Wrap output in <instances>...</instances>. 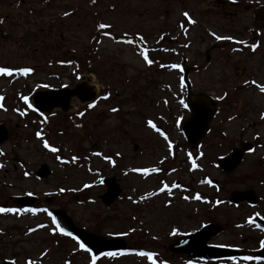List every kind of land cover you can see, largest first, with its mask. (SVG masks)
I'll return each instance as SVG.
<instances>
[{"label":"rangeland","instance_id":"obj_1","mask_svg":"<svg viewBox=\"0 0 264 264\" xmlns=\"http://www.w3.org/2000/svg\"><path fill=\"white\" fill-rule=\"evenodd\" d=\"M57 1L58 3L44 11L43 18L49 20L51 15L58 17L66 5L71 3V0ZM131 3L135 9L137 1L133 0ZM163 4L169 8L159 12V5ZM143 9L150 11L152 15L156 14L158 27L154 28L155 33L144 31L150 38H155L157 34L160 38L163 35L160 32L165 30L161 29L162 24L176 19L172 23L175 31L166 34L168 37H179L178 45L173 48L160 46L162 54L157 58L150 53V48L149 58L156 64L153 68L144 62L134 42L127 44L115 39L121 36L119 33L99 37L97 51L92 57L94 59L88 69L81 70L83 74L77 75L76 66L59 67L52 58L65 55L71 45H74L76 54L81 57L82 47L89 44L93 34L87 30L85 23L77 28L79 23L76 19L72 22L66 19L58 22L69 33L66 47V43H62L60 48L52 44L33 51L27 50L23 44L26 33L22 27L12 31L14 40H0V66L13 71L10 78L0 75V97H3L0 99V122L10 129L9 140L1 146L3 155L0 156V165L3 167H0V208L3 205L15 207L13 203L16 195L31 193L36 196L33 208L37 209L35 213H0V264L5 259H12L18 264H26L29 260L36 264H91L89 253L82 251L74 240H68L56 231L52 225V217L48 215L49 209L53 208L64 209L80 226L96 230L102 236L125 237L132 248H143L144 251L158 248L165 254L159 257L160 264H191L185 257L171 254L168 246L173 239L170 238V231L185 229L186 213L195 203L185 202L181 192L176 200L178 194L172 199L167 195H149L163 181L171 186L178 180L186 182L185 171L182 169L185 147L177 145L176 154L179 156L172 157L168 144L147 122L151 120L165 127L175 143L183 142V132L175 124L178 119L181 122L188 117V113L178 102L184 99L186 87L182 81V72L169 66L178 64L182 67L185 58H195L201 51L202 33L199 32V26L183 30L175 24L179 19L186 22L183 13L191 14L188 10L197 11L199 3L193 0L184 3L148 0L143 2ZM122 12V9L114 10L106 20L119 26ZM191 16L195 21L194 15ZM71 30L73 33H70ZM41 37L45 43L50 41L47 31H41ZM186 42L193 44L188 48L185 47ZM52 62L54 63L51 64ZM163 65L165 70L160 71ZM187 65L189 66V61ZM23 67L34 71L28 76H22L18 69ZM193 67L191 81L195 90L204 88L215 95L221 94L223 89L227 90V86L224 87L226 83L222 82L225 79L222 77L223 67L214 63L207 68L203 65ZM225 73L233 74L232 69ZM82 75L89 77V84L94 82L96 85L95 90L99 96L93 102L97 104L92 108L75 98L72 100L73 108L68 113L55 110L51 115L35 116L21 99V96H27L32 104L34 91L73 86L81 80ZM110 84L111 87H108ZM228 88L230 91V87ZM105 95H108L106 100L103 99ZM112 108H117L118 111L113 113L110 111ZM20 112L25 115L21 116ZM231 115L232 113L229 114ZM240 120L237 118L228 123L233 126ZM37 131L41 132L43 140L50 147H55L58 151L54 153L45 149L43 140L35 135ZM73 157L76 159L73 160ZM43 163L49 165L52 173L41 180L37 178L35 171ZM145 168H161L163 172L159 175L151 172V176H142L138 170ZM242 170L243 167L240 172ZM25 172L28 173L27 176L24 175ZM211 174L217 176L218 171L214 170ZM112 176L117 178L123 192L113 204L105 205L100 198L106 191L103 179ZM251 183L247 178L244 184L243 181L238 183L229 179L225 191L220 194L212 193L209 196L212 202L203 205L209 221H218L225 228L230 226L225 233L214 239L215 243H236L248 248L255 246L251 230L247 231L242 227L235 229L237 223H248L245 206L216 203L217 198L223 202L222 199L227 198L231 189ZM61 189L64 191L61 192ZM141 193L150 196L147 201L143 200V208L133 205ZM169 202L171 204L164 205ZM141 232L144 237L137 236ZM152 262L153 258L149 260L147 256L138 254L103 256L97 260V264ZM230 264L238 263L234 261Z\"/></svg>","mask_w":264,"mask_h":264},{"label":"flooded vegetation","instance_id":"obj_2","mask_svg":"<svg viewBox=\"0 0 264 264\" xmlns=\"http://www.w3.org/2000/svg\"><path fill=\"white\" fill-rule=\"evenodd\" d=\"M53 1L20 0V3H17V0L0 1V7H5L6 5V7H9L0 8V17L6 18L2 20L3 23H0V33L3 35L10 27H13L6 23L13 22L12 18L19 16L27 18L29 29H32V25L35 23H42L44 27L41 30H45L46 24H48L50 32L60 34V37L63 38L66 30H64L63 26H57L55 23L65 18L70 22L73 21V18L79 20L82 17L78 14L80 0H72V4H67L66 8L61 11L63 13L69 12L70 15L68 16L59 15L56 17V15H51L50 17L53 20L43 18L42 16L45 15L44 11L52 6L51 2ZM88 1V17L93 22L105 20L112 11L122 9V18L119 25L122 33H131L136 35L135 37L137 38L140 34L145 33L144 31L155 33L154 28L158 27L156 14L152 15L150 11L143 9V2L148 0H136L135 9H133L131 3L133 0H95V3L92 0ZM178 1L188 2V0ZM193 1L199 3V9L197 10L199 12H192L195 17V23L190 24L180 19L176 22L179 24L177 27L179 29L184 27L193 29L199 26V32L200 34L202 33L200 36L201 51L197 53L198 56L196 55L195 58L188 57V59H184L185 63L189 61L191 72L194 70L193 65H203V67L207 68L214 63L223 67L222 77L225 79L222 82L223 84L226 83L224 87L227 86V90L223 89L221 94L215 95L204 88H202L203 90L193 89L190 97H188V92L186 93L188 102L194 98L193 94L213 96L217 100L218 110L209 122L195 123V130L192 133L188 131L186 135L183 134V142L174 143L175 146L185 147L182 169L184 168L185 171L186 182H183V195L184 197L187 196L188 199H184V201L189 203L193 201L195 204L186 213L185 229L178 231L179 234L170 237L173 238L170 243L177 236L197 232L209 222L207 220V212L203 210V205L207 203L209 194L224 192L228 186L229 179H234L238 183L243 181L244 184L247 178V180L252 182L245 187L237 188L251 189V191L258 194V202L252 204L248 201H242L240 204L245 206V209H247L245 216L249 217L256 227L257 224L254 222L256 216L263 218L261 220L264 225V119L260 118L261 114L264 113V93H261L257 87V85L264 86V0H237L235 4L231 0ZM16 4H20L19 6L24 9L16 8ZM38 5L46 9H39L37 8ZM70 6L71 10L69 9ZM159 7V12L169 8L166 4L159 5ZM174 20L176 19H170V22L162 24L161 29L165 28L162 32L175 31V26L172 25ZM51 21L53 24H49ZM176 22L175 24L177 25ZM212 33L220 36H230L233 39L217 41ZM156 37H158V34ZM155 38L152 37V39ZM165 39L166 36H163L160 39V43H164ZM170 39L168 45L173 44L176 47V42H179V38L170 37ZM241 40L244 41L243 44L237 43V41ZM139 41L142 42L137 38L138 43ZM191 44L193 42H186L188 48ZM250 44L257 45L255 51L248 47ZM154 47L152 46V48ZM230 69H232L233 74L226 75V70ZM245 81L249 83H245ZM253 81L255 83H252ZM228 87H230V91H228ZM224 93H227L226 98L218 99ZM233 97H236V99L233 100ZM187 113L188 117H190L191 112L189 109ZM230 113L235 116H229ZM237 118L241 119L239 123L233 126L228 123L230 120ZM204 125H207V130L202 134L201 127ZM235 149H239L241 152V162L232 171H225L218 165V162L223 157L230 155ZM189 153L191 154V160L189 159ZM172 156L176 158L179 155L175 153ZM193 161L196 164L195 168L192 167ZM241 167H243V170L240 172ZM214 170L218 171L217 176L211 174ZM206 180H210L211 184L205 183L204 181ZM197 194L201 196L200 200L193 198ZM140 199L143 201L146 196L142 195ZM142 201L137 204L140 208L145 205ZM243 220L247 221L245 218ZM252 223H237L235 224V229L242 227L247 231L251 230V233H253L251 239L255 244L253 248L236 243H223L222 245L215 243L214 239L219 235L212 237L210 243L245 251L247 256L260 257L259 260L248 261L250 264H264V247H261L260 243L264 241V228L258 227L259 231H257ZM229 228L230 226L225 228L223 233ZM170 232L172 233V231ZM194 242L198 243V240ZM154 252L159 257L165 256L158 248H154ZM170 253L189 259L187 254L184 253ZM235 261L241 260L236 258Z\"/></svg>","mask_w":264,"mask_h":264},{"label":"water","instance_id":"obj_3","mask_svg":"<svg viewBox=\"0 0 264 264\" xmlns=\"http://www.w3.org/2000/svg\"><path fill=\"white\" fill-rule=\"evenodd\" d=\"M74 96L78 97L81 102H87L95 99L96 92L94 91L93 87H89L87 85V82H83L77 84L74 88H63L60 90L40 91L34 96V102L36 108L40 111L52 112V110L55 107H61L62 110L67 111L71 106L70 100ZM197 101L198 102L191 103L194 116L192 120L187 124V127L190 128L191 130H194V126L192 124L193 122L194 123L200 121L208 122L215 111V107L210 106L209 103L205 101L203 103V101L200 99H198ZM202 128H205V126H203ZM7 137H8V132L5 126L0 125V143L3 142L5 139H7ZM232 157L224 160L225 162L223 161V166L226 169L232 168V164H237V162L239 161ZM228 164L229 166H227ZM38 174L44 177L48 176L50 174L49 167L46 164H43L41 169L38 171ZM105 182L108 184L109 190L103 195L102 198L105 203L110 204L115 200V198L119 196L121 192V188L117 183L115 177L108 178L105 180ZM238 195H239L238 193H233V200L236 201ZM22 200L26 205L31 203V201L26 202V199H22ZM56 213H57V217L59 218V222L61 223L63 228L66 231L71 232L72 234H77L78 236H80L85 242L86 246L90 247L91 249L93 248L94 250L96 249L100 250L105 248L108 250H112V249L126 247L125 242L120 240H108V241L98 240V238L94 237L90 233L77 229L73 224V222L71 221V219L66 216L64 211L58 210L56 211ZM215 228L216 226L214 225L210 226L211 230H214ZM189 245L190 244H186L185 246L174 245L172 249L174 251H187ZM218 250L219 251L212 250L209 251L208 253L203 252V254L205 258H226V257H232L236 253L234 252V250H227V251L223 249H218ZM4 264H12V263L5 262Z\"/></svg>","mask_w":264,"mask_h":264},{"label":"snow or ice","instance_id":"obj_4","mask_svg":"<svg viewBox=\"0 0 264 264\" xmlns=\"http://www.w3.org/2000/svg\"><path fill=\"white\" fill-rule=\"evenodd\" d=\"M92 2L95 3V0H92ZM231 2H232L233 4H235V3L237 2V0H231ZM68 15H70L69 12H65V13H64V16H68ZM183 15L187 18V22H188V23H193V24L195 23V21L192 20V19L189 17V14H188L187 12H184ZM0 23H3V21L0 20ZM110 27H111V25L104 24V23H100V24L98 25V29H100V30H103V29H106V28H110ZM212 35L214 36V38H215L217 41H220V40H231V39H233V38L230 37V36H220V35H216L215 33H212ZM137 38L140 39L141 41L143 40V37H137ZM97 42H99V41H97ZM124 42L127 43V44H132L133 41H132L131 39H126ZM237 43H241V44H243L244 41H242V40H241V41H237ZM185 47H187V45H185ZM248 47H249L252 51H255L257 45H256V44H250V45H248ZM139 54L142 56L144 62H145L147 65L151 66V65L153 64L154 61L151 60V59H149V56L147 55V50H146V49L141 48ZM169 67H171V68H173V69H177V70H179V71H181V72L183 71V68H182L180 65H178V64H172V65H170ZM33 71H34V70H33L32 68H29V67H23V68L18 69L19 74L22 75V76H28V75L31 74ZM0 75L6 76V77H10V76L13 75V71L10 70V68H8V67H0ZM77 78L79 79V77H77ZM245 83H249V82H248V81H245ZM252 83H255V82L253 81ZM40 87H47V85H40ZM257 87L259 88V91H260L261 93H264V86L257 85ZM226 96H227V93H224L222 96L218 97V99H224V98H226ZM0 99H3V97H0ZM21 99L24 101V103H25L29 108H31L33 111H36V108H33L32 104L29 103V98H28L27 96H21ZM103 99H105V100L108 99V95H105V96L103 97ZM180 104H181L184 108H187V107H188V104H186L183 100H180ZM88 107H89V108H92V107H94V105H93V104H89ZM110 111L113 112V113H115V112L118 111V109H117V108H112V109H110ZM20 115L23 116V115H25V113H24V112H20ZM41 115H43V114L41 113ZM80 115H83V113H80ZM260 118H261V119H264V113L261 114V117H260ZM230 119H231V117H230ZM177 123H179V119H178ZM147 124H148V126H149L150 128H154L157 132H159V134L164 138L165 141H168V137H167V135H165L164 132L160 131V129L157 128L156 125H154V124L152 123L151 120H149V121L147 122ZM77 126H79V125H77ZM35 135H36L37 138L43 140V137H42V134H41L40 131H37V132L35 133ZM43 147H44L45 149H48V150L51 151V152H54V153L58 151L57 148H55V147H50V145L48 144V142H47L46 140H43ZM168 148H169V150L171 151V149H172V144H171V142L168 143ZM0 155H3V152H0ZM97 155H99V153H97ZM58 159H59V157H58ZM72 159L75 160L76 158L73 157ZM189 159L191 160V154H190V153H189ZM0 167H3V165H0ZM192 167H193V168L196 167V164H195L194 161L192 162ZM138 171H142L143 174H144L145 176H147L149 172H156V171H158V169H156V168H151V169H149V168H145V169L138 170ZM24 175L27 176L28 173L25 172ZM204 182H205V183H209V184H211V181H210V180H206V181H204ZM86 187H87V185H86ZM172 187H177V185L174 184ZM60 191L63 192L64 189H61ZM160 191H161V192H168L169 194L171 193V189L168 188L167 185H164V187L160 188ZM29 194L31 195V193H29ZM155 194H156V193H150L149 195H155ZM183 198H184L185 200L188 199L187 196H185V197H183ZM193 198L196 199V200H200V199H201V196H200L199 194H197V195H196L195 197H193ZM134 202H135V201H134ZM219 203H221V201H217V204H219ZM18 211H29V212H33V213H35V212L37 211V209H26V210H24V209H20V210H18V209H15V208H0V213H8V212H13V213H14V212H18ZM44 211L47 212V209H44ZM48 215H49V216H52V214H51L50 212L48 213ZM52 223L55 225L56 231H58L60 234H62V235H64V236H71L72 240H74V241L76 242V244L79 246V248H80L81 250H83V251L86 252V253H90V254L92 253V249H91L90 247H87V246L85 245V243L81 242L76 236L72 235L71 232H68V231H66L63 227H61V225L59 224V222L56 220V218H55L54 216H52ZM248 223H252V221L249 220ZM257 227H259V225H257ZM29 231H34V230H33V229H29ZM172 234H173V235L178 234V230H177V229H173V230H172ZM125 235H126V233H125ZM260 243H261V247H264V241H261ZM137 254H138L139 256H142V257H143V256H147V257L149 258V260H151V259H152V256H153V253H150V252H139V253H137ZM115 255H117V253H115V252L101 253V256H115ZM98 259H99L98 256H96V255H91V256H90L91 264H97V260H98ZM230 259H232L233 261H235L236 258H235V257H230ZM242 259L245 260V261H250V260H253V259L259 260L260 257H255V258H254V257H252V256H244V257H242ZM13 264H14V262H13ZM26 264H35V262L32 261V260H29V261L26 262ZM152 264H155V261H153Z\"/></svg>","mask_w":264,"mask_h":264},{"label":"bare ground","instance_id":"obj_5","mask_svg":"<svg viewBox=\"0 0 264 264\" xmlns=\"http://www.w3.org/2000/svg\"><path fill=\"white\" fill-rule=\"evenodd\" d=\"M94 81V80H93ZM95 84V83H94Z\"/></svg>","mask_w":264,"mask_h":264}]
</instances>
